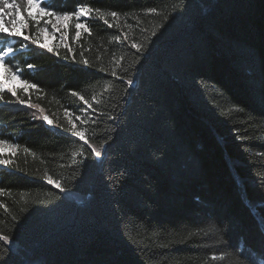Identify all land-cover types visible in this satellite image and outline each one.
<instances>
[{"label": "trees", "instance_id": "16d2710c", "mask_svg": "<svg viewBox=\"0 0 264 264\" xmlns=\"http://www.w3.org/2000/svg\"><path fill=\"white\" fill-rule=\"evenodd\" d=\"M41 1L89 31L0 33V264H264V0Z\"/></svg>", "mask_w": 264, "mask_h": 264}, {"label": "snow or ice", "instance_id": "6c2138e0", "mask_svg": "<svg viewBox=\"0 0 264 264\" xmlns=\"http://www.w3.org/2000/svg\"><path fill=\"white\" fill-rule=\"evenodd\" d=\"M24 3L26 4L27 8V18L31 19L32 21H39L44 16L48 17H55L57 21L64 20L68 21L71 20L73 17H75L77 20L80 19V17L88 16L91 9H88L84 6H80L78 11L75 12H64V13H56L49 11L48 6H41V0H24ZM0 33H6L10 37H23L24 40H31L30 36H27L24 34L23 29L27 27V22L22 16L21 12V5L16 2V0H0ZM35 8L38 10L37 14H33L32 9ZM96 11H99V9H96ZM151 11H155V9H151ZM9 13L12 15V19L9 21V24L5 23V16H7ZM118 15L117 12L113 11L111 12L112 17H116ZM47 23L51 24L52 21L49 19ZM107 23V21H105ZM10 25V26H9ZM55 28L56 25H53ZM77 31H76V37L79 39L80 37V29H84L85 31H89L85 24L83 23H77L75 25ZM43 31H47V29H43ZM153 35H156L154 32ZM33 44H39L41 48H47L48 51H52L53 49L50 48L46 43H40L39 38L36 40H32ZM133 47H138V45L133 44ZM16 52V49L12 48L11 46L8 47H0V68H3L4 72L8 75L6 77L0 78V92H3L7 88V80L8 79H15L20 80L21 77L11 70L10 64L12 63L14 53ZM58 55V53H57ZM87 63V61H85ZM29 68H32L33 66L31 64L28 65ZM115 74V73H113ZM22 85L24 86V91L27 92L29 88H36V84H29L27 80L21 81ZM132 81H129V84H131ZM7 91L11 93L12 96H16L17 89L16 88H7ZM2 99V97H0ZM81 100L84 101L85 104L88 102L84 100V97H80ZM21 104H24L25 101L21 100ZM91 107V105H89ZM79 119V117H77ZM43 120L46 121L49 125L53 124V121L49 119L47 115L43 117ZM76 128V124H72V129L74 130ZM73 134L78 137L81 141H84L86 144L88 143L84 132L82 131H74ZM0 146H10V147H16V145H8V142L6 140L0 139ZM92 151L95 153L96 157L101 156V152L96 149H92ZM9 161L0 159V164H7ZM48 182L50 184H56V186L59 188L61 187V184L54 180L51 176L47 177ZM4 241H8L9 237L7 235H4L2 237ZM215 259V257H213Z\"/></svg>", "mask_w": 264, "mask_h": 264}, {"label": "rangeland", "instance_id": "374dc122", "mask_svg": "<svg viewBox=\"0 0 264 264\" xmlns=\"http://www.w3.org/2000/svg\"><path fill=\"white\" fill-rule=\"evenodd\" d=\"M41 6L43 7L44 5L42 4L41 1ZM50 11V10H49ZM33 14H37L38 10L33 8L32 9ZM51 19L52 23L49 24L47 23V21ZM85 21V17L82 16L80 17L79 20H77V23H84ZM66 23L67 21L64 20H59L57 21L55 19V17H48V16H44L41 19H39V21H34V25H35V33H34V40H36L37 38H39L40 43H52V42H57V43H61L62 39H61V35L64 34V29H66ZM53 25H56V27L54 28ZM47 29V31H43V29ZM24 31V29H23ZM8 46H12L11 42H6L3 44V40L0 39V47H8ZM18 74V73H17ZM8 74L4 72L3 68H0V78L6 77ZM19 75V74H18ZM23 79L21 78L20 80H15V79H8L7 80V86H23L21 81ZM8 145H13L10 142H8ZM14 147H10V146H0V154L5 153L6 151H9L11 149H13ZM0 159H2L0 157Z\"/></svg>", "mask_w": 264, "mask_h": 264}]
</instances>
